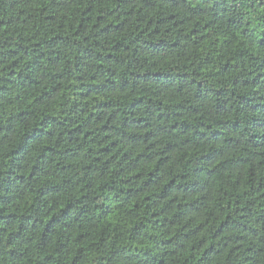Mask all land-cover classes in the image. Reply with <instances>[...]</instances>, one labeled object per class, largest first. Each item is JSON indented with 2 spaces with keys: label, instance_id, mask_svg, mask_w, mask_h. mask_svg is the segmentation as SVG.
Here are the masks:
<instances>
[{
  "label": "trees",
  "instance_id": "trees-1",
  "mask_svg": "<svg viewBox=\"0 0 264 264\" xmlns=\"http://www.w3.org/2000/svg\"><path fill=\"white\" fill-rule=\"evenodd\" d=\"M0 264H264V0H0Z\"/></svg>",
  "mask_w": 264,
  "mask_h": 264
}]
</instances>
